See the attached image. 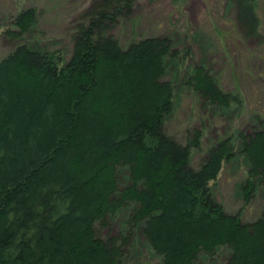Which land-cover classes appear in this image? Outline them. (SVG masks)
<instances>
[{"label":"trees","instance_id":"1","mask_svg":"<svg viewBox=\"0 0 264 264\" xmlns=\"http://www.w3.org/2000/svg\"><path fill=\"white\" fill-rule=\"evenodd\" d=\"M137 1L84 0L67 32L70 53L53 47L57 39L27 40L43 13L36 6L10 16L16 29L3 36L13 50L0 59V264H123L138 228L158 264H264V109L190 65L186 86L198 100L235 103L245 117L191 163L205 129L189 130L186 143L167 131L177 90L166 61L184 50L175 37L139 32ZM256 77L263 84L253 90L264 93ZM238 142L248 169L233 214L216 190ZM126 208L125 232L104 233Z\"/></svg>","mask_w":264,"mask_h":264},{"label":"rangeland","instance_id":"2","mask_svg":"<svg viewBox=\"0 0 264 264\" xmlns=\"http://www.w3.org/2000/svg\"><path fill=\"white\" fill-rule=\"evenodd\" d=\"M84 0H0V59L12 51L14 41L4 38L7 28L15 30L10 23V16L29 5H34L43 13L40 16L33 34L29 39H43L44 42L57 39L53 44L60 52L71 51L68 30L76 19V11ZM138 0L136 13L141 14L140 33H152L176 38L175 46L180 52L176 60L166 61V79L176 82V101L173 114L167 119V131L177 140L188 139V131L205 129L201 149L193 150L191 163L199 166L207 150L218 139L229 136L238 130L245 117L234 103L233 108L224 110L215 106L207 107L198 100L196 94L186 86V71L189 66L196 68L202 65L210 70L230 93L247 94V107L251 110L264 109V93L255 87L263 84L256 75L264 76V0ZM230 3V4H229ZM217 30L225 34L216 35ZM71 30V29H70ZM123 43L131 38L130 33H117ZM150 31V32H148ZM139 33V35H140ZM187 47V48H185ZM234 77H231L230 70ZM245 76H240L245 70ZM253 76V78H250ZM180 78V82L176 79ZM221 84V85H222ZM243 91V92H242ZM247 107L243 110L247 111ZM208 108V109H207ZM221 111V112H220ZM224 113L225 115H223ZM217 114V115H216ZM234 126V127H233ZM233 127V128H232ZM231 130V131H230ZM189 132V135H192ZM234 141L237 135L234 136ZM240 141V140H239ZM234 144V142H232ZM235 156L224 161V167L218 180L216 192L229 213L235 214L244 206L241 189L243 179L247 177L248 164L240 155V142L236 143ZM123 170V169H122ZM121 171V170H120ZM124 182L126 172H122ZM259 202V201H258ZM254 201L245 211L243 217L248 221L258 214L259 203ZM239 208V209H238ZM121 210L118 216L109 219V227L104 233L116 235L125 232V220L130 211ZM138 228L132 243L134 248L123 259V264H158V257L149 251L148 245ZM202 261L206 262V259Z\"/></svg>","mask_w":264,"mask_h":264}]
</instances>
